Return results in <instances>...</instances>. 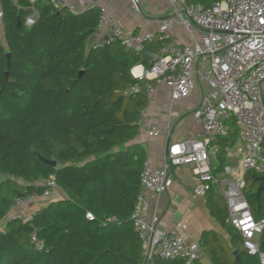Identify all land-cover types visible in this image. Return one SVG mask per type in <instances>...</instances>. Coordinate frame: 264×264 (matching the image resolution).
I'll return each instance as SVG.
<instances>
[{
    "label": "trees",
    "instance_id": "obj_1",
    "mask_svg": "<svg viewBox=\"0 0 264 264\" xmlns=\"http://www.w3.org/2000/svg\"><path fill=\"white\" fill-rule=\"evenodd\" d=\"M187 1L210 6L221 0ZM0 7V264H142L141 243L129 217L146 158L139 145L127 144L138 135L148 100L146 79L134 78L130 70L148 67L151 59L119 43L88 45L98 20L95 5L79 13L42 0H0ZM33 11V22L27 24ZM162 43L156 37L145 47L154 53ZM136 83L140 91L125 94ZM228 123V136L212 141L218 149L211 163L214 176L239 139L237 121ZM38 154L57 166L42 163ZM261 175L244 174L242 192L255 219L264 218V190L260 212L255 198V177ZM50 176L65 199L35 211L28 223L6 219L16 197L41 196L44 187L37 182ZM205 193L210 214L228 235L225 240L214 231L202 233L199 248L210 263L238 264L237 250L242 264H260L226 222L225 201L216 188ZM33 231L44 250L32 249L28 236ZM259 250L264 253V230ZM183 262L153 259L151 264Z\"/></svg>",
    "mask_w": 264,
    "mask_h": 264
},
{
    "label": "built area",
    "instance_id": "obj_2",
    "mask_svg": "<svg viewBox=\"0 0 264 264\" xmlns=\"http://www.w3.org/2000/svg\"><path fill=\"white\" fill-rule=\"evenodd\" d=\"M42 1L66 6L72 13H79L88 6H97L98 20L91 42L94 48L119 43L126 50L141 52L146 43L154 41L156 37L162 39L163 43L152 53L148 67L136 65L130 70L134 78L146 79L143 88L148 104L154 100L155 86L158 84L169 88L172 100L186 99L194 88L196 77L208 87L200 105L192 112L200 128L198 137L168 145L163 168H156L146 159L143 161L140 191L129 217L141 243L142 264H151L153 259L179 258H183V264H197V254L180 233V230L186 229L185 224L177 222L171 229L157 232L154 228L157 216L152 217L151 223L144 218L147 202L144 191L156 195L167 191L172 184L168 171L180 165H188L197 181L194 195H203L212 186L216 188L225 201L226 222L239 231L247 253L257 254L260 264H264V253L259 250L264 218L253 217L242 192L246 172L264 174V0H221L210 6L187 0H166L174 20L160 19L155 32L143 34L116 20L98 0H75L71 3L64 0ZM130 1L132 8L139 11V0ZM2 15L0 7V20ZM35 15L33 11L26 18V23L31 24ZM176 24L183 25L191 36L189 44L170 39L169 33ZM196 30L199 39L192 35ZM196 63H202L203 67L197 69ZM152 80L154 83L150 82ZM141 88L139 83L133 84L125 94L138 92ZM147 105L140 113L139 127L146 122ZM232 118L237 121L245 144L240 158L241 174L218 178L212 174L211 163L218 154L212 141L228 136V122ZM141 132L142 129L138 134ZM147 135H158V131L150 129ZM37 184L44 187L42 196L47 198L57 188L53 176L40 178ZM28 200L22 197L14 199L10 215L12 219L22 223L32 220L34 212L20 210L25 205L29 206ZM86 215L93 219L91 214ZM28 239L34 251L44 250V243L35 231L29 234Z\"/></svg>",
    "mask_w": 264,
    "mask_h": 264
},
{
    "label": "crops",
    "instance_id": "obj_3",
    "mask_svg": "<svg viewBox=\"0 0 264 264\" xmlns=\"http://www.w3.org/2000/svg\"><path fill=\"white\" fill-rule=\"evenodd\" d=\"M64 1L71 3L75 0ZM98 2L104 5L107 11L124 26L141 34L147 31L155 32L160 19L169 18L174 20L166 0H139V11H135L132 8L130 0H98ZM0 33L2 41L4 38L1 20ZM192 35L196 39H199L197 30ZM169 36L170 39L178 43L189 44L192 40L181 24H176L172 31H170ZM93 38L94 36L92 35L88 45L91 44ZM195 67L201 69L203 64L196 63ZM207 89V85L196 77L194 79V88L186 99L172 100L167 86L164 84L156 85L154 100L146 107V122L144 126L139 127V130L142 129V132L127 145H139L145 154L146 160L150 161L156 168H163L168 145L198 137L200 128L192 112L200 105ZM262 97L264 100V83L262 86ZM150 129L157 130L158 135H147V131ZM244 146L245 144L239 131V139L231 150L226 153L223 170L217 173L216 177L230 178L241 174L239 159L237 161L236 158L241 157ZM216 159L213 160V163L216 162ZM168 174L172 179V184L167 191L159 195L144 191L143 194L147 201L144 209V218L147 222L151 223L152 217L154 215L157 216V221L154 224L157 232L167 231L177 222L185 224L186 229L184 231L180 230V233L185 238L188 246L197 254V260L200 264H211L199 248V240L202 233L204 231H214L225 240H228V235L210 214L207 206L208 193H204L203 195L193 194L197 181L191 174L188 165L171 167ZM66 197L65 192L59 188H55L52 190L49 198L42 195L29 197V206L25 205L20 210L35 212L45 207L49 202L65 199ZM10 215L11 212L7 214L6 219L10 218Z\"/></svg>",
    "mask_w": 264,
    "mask_h": 264
},
{
    "label": "water",
    "instance_id": "obj_4",
    "mask_svg": "<svg viewBox=\"0 0 264 264\" xmlns=\"http://www.w3.org/2000/svg\"><path fill=\"white\" fill-rule=\"evenodd\" d=\"M141 52L147 54L149 56V58L152 59V53H150V50L147 47H143ZM6 56H7V58H9V53H7ZM37 156H38V159L42 163H44V164H46L48 166H51V167H56L57 166V161L56 160H54V159H46V158L42 157L39 154ZM255 180L258 182L257 190H256V193H255V198H256V201H257V212H260L259 199H260L261 192L264 190V174L261 175V176H256ZM233 255H234L235 262L238 263V264H242L239 251L234 250L233 251Z\"/></svg>",
    "mask_w": 264,
    "mask_h": 264
},
{
    "label": "rangeland",
    "instance_id": "obj_5",
    "mask_svg": "<svg viewBox=\"0 0 264 264\" xmlns=\"http://www.w3.org/2000/svg\"><path fill=\"white\" fill-rule=\"evenodd\" d=\"M241 158V157H240ZM240 158H236V160L238 161V159H239V168H240ZM236 164H237V162H236Z\"/></svg>",
    "mask_w": 264,
    "mask_h": 264
}]
</instances>
